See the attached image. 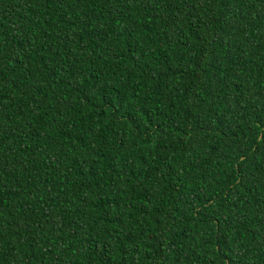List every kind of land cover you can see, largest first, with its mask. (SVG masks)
Returning <instances> with one entry per match:
<instances>
[{
	"label": "trees",
	"instance_id": "1",
	"mask_svg": "<svg viewBox=\"0 0 264 264\" xmlns=\"http://www.w3.org/2000/svg\"><path fill=\"white\" fill-rule=\"evenodd\" d=\"M0 264H264V0H0Z\"/></svg>",
	"mask_w": 264,
	"mask_h": 264
}]
</instances>
